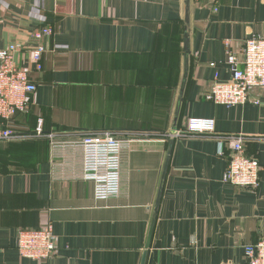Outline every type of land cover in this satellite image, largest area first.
Here are the masks:
<instances>
[{
	"label": "crops",
	"instance_id": "crops-1",
	"mask_svg": "<svg viewBox=\"0 0 264 264\" xmlns=\"http://www.w3.org/2000/svg\"><path fill=\"white\" fill-rule=\"evenodd\" d=\"M262 34L264 0H0V49L25 47L19 63L36 86L12 126L35 132L40 119L43 134H67L0 141V264H141L173 137L125 142L120 193L97 200L81 176L79 133L171 134L196 117L217 134L264 138V89L250 90L257 104L204 98L230 77L227 52L241 57ZM245 152L260 164L254 189L223 181L224 142L172 139L145 264H246L245 247L264 237V140ZM47 224L56 254L21 258L17 231Z\"/></svg>",
	"mask_w": 264,
	"mask_h": 264
},
{
	"label": "built area",
	"instance_id": "built-area-1",
	"mask_svg": "<svg viewBox=\"0 0 264 264\" xmlns=\"http://www.w3.org/2000/svg\"><path fill=\"white\" fill-rule=\"evenodd\" d=\"M50 34L51 28L48 26L39 27L33 32V38L38 43L31 49L30 58L37 68H40L39 61L44 52V46L39 42ZM24 49V46L17 43L0 49V141H18L43 136L50 143H54L57 138L67 134H43L40 119L33 133L17 130L12 126L16 112H26L33 104L32 95L36 89L29 79L27 69L19 63V54L25 51ZM225 63L230 71L229 79L214 80L204 98L225 106L246 102L257 104L259 101L250 97V90L255 87L264 89V34L247 38L241 57L228 51ZM149 135V132L125 134L108 130L79 133L75 144L81 150V176L84 180L93 182L95 199L106 200L119 195L123 144L129 142L133 136ZM166 137L216 139L224 142L228 148V163L223 181L249 189L258 185L260 164L254 156L246 154L245 146L250 141L264 138L217 134L212 119L196 117L187 119L184 130L166 134ZM67 143L69 142L62 141L61 144ZM16 250L21 258L48 260L53 257L57 247L51 225L47 224L38 229H19ZM245 260L246 264H264V237L245 247Z\"/></svg>",
	"mask_w": 264,
	"mask_h": 264
},
{
	"label": "water",
	"instance_id": "water-1",
	"mask_svg": "<svg viewBox=\"0 0 264 264\" xmlns=\"http://www.w3.org/2000/svg\"><path fill=\"white\" fill-rule=\"evenodd\" d=\"M171 133H174V131L171 132ZM173 138L170 139V144H169V147H168V156L170 154L171 142H172ZM168 156H167V158L165 160V163H164V167H163V171H162V175H161V180H160V188H159V191L157 193V198H156V201H155L154 214H153V217H152V220H151L150 230H149V234H148L147 241H146V244H145V248H144L141 264H145V259H146V256H147V249L149 248V245H150V239H151V234H152V230H153V225H154L155 219H156L157 208H158V205H159L161 192H162V189H163V184H164L165 176H166V173H167Z\"/></svg>",
	"mask_w": 264,
	"mask_h": 264
},
{
	"label": "trees",
	"instance_id": "trees-1",
	"mask_svg": "<svg viewBox=\"0 0 264 264\" xmlns=\"http://www.w3.org/2000/svg\"><path fill=\"white\" fill-rule=\"evenodd\" d=\"M30 108H31V106L29 107V109L26 111V112H24V111H17L16 112V114H24V113H27L29 110H30ZM15 114V115H16ZM14 115V116H15ZM57 132H65L64 130H62V129H59V130H56ZM104 131V130H103ZM26 132H31V133H33L32 131H26ZM82 132H85V131H82ZM89 132V131H88ZM149 136L148 137H158V138H167L166 137V134L165 133H155V132H149ZM137 137H139V136H137ZM141 137V136H140ZM47 142H49V140L48 139H45ZM18 141H27V139H25V140H18ZM246 147V146H245Z\"/></svg>",
	"mask_w": 264,
	"mask_h": 264
}]
</instances>
